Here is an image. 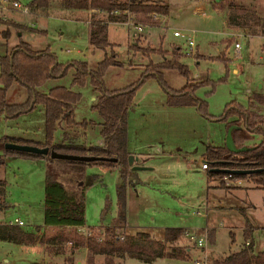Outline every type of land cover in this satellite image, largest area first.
Here are the masks:
<instances>
[{"label":"rangeland","instance_id":"374dc122","mask_svg":"<svg viewBox=\"0 0 264 264\" xmlns=\"http://www.w3.org/2000/svg\"><path fill=\"white\" fill-rule=\"evenodd\" d=\"M11 1L2 3L0 0V16L2 20L11 19L23 25L18 30L11 27L7 38L0 36V54L10 50L22 38L36 49L48 45L58 61L84 59L92 68L104 52L110 53L111 48L121 64L108 66L102 80L104 87L113 88L135 80L148 58H161L158 52L147 50L146 46L169 49L176 44L181 52L180 61L187 65L191 76L208 77L213 81L212 85L203 84L194 89V94L206 101V116L199 115L194 106L167 104L165 92L154 77L145 78L135 88L132 98L134 110H127L126 148L139 152L141 165L148 168L137 171L134 186L127 184L124 221L117 228L124 229L122 234L145 230L151 237L161 238L164 227H181L196 236L205 237V243L202 247L194 245L183 230L178 244L185 250V257L164 256L151 261L126 257L121 264H191L194 258L209 259L210 256L223 255L242 245L245 219L255 226L251 232L253 248L264 249V189L252 187L251 180L247 178H240L237 182L238 178L229 176L221 179L214 177V180L207 181L206 170L199 166V156L206 143L225 144L224 121L216 118L224 104L235 101L248 106L252 91L264 92V33L260 26L252 33L246 27L229 23L226 17L229 8L234 6L230 2L237 4L248 0H165L167 12L160 15L156 23L140 21L145 26L134 37L123 24L109 22L106 38L111 45L105 50L93 48L88 43L86 22L92 12L95 17L104 16V12L64 7L59 0H50L46 10L38 8L31 12L29 7L25 12L13 7ZM18 1L28 5L31 0ZM254 2L264 16V0ZM4 22L0 23V29L6 26ZM173 29L192 34L194 49L191 53L187 52L184 37L172 35ZM236 32L243 35L238 37ZM136 37V46L132 48L130 43ZM236 40L239 47L235 54L232 46ZM215 55L224 56L226 60L212 58ZM72 71L73 68L69 67L63 75L57 76V84L68 86ZM52 78L43 83L44 89L53 83ZM165 80L173 87L182 83V78L173 71L166 72ZM71 87L80 95L73 106L69 135L79 133L80 139L88 136L94 141L96 121L101 118L96 110L90 108L91 97L95 93L88 75L82 84ZM26 96V87L14 83L8 89L7 100L18 102ZM262 111L264 113V107ZM82 119H85L83 123ZM89 119H92L91 123H88ZM44 121L45 111L41 103L15 117L0 114V136L43 140ZM61 125L62 119L59 118L53 135L55 140L61 138L65 129ZM260 138V135L253 134L247 143H257ZM156 146L162 152L156 151ZM258 148L264 149V137ZM0 175L6 179L7 198L11 203L0 209V221L13 220L18 216L23 220L25 230L33 231L37 226L45 229V170L42 158L7 157ZM117 181L115 166L89 164L85 167L82 177L84 223L80 231L92 227L98 233L97 228L117 222ZM215 181L216 186H212ZM209 230H212L211 241L207 237ZM52 231L47 229L48 233ZM68 245L66 243L67 249ZM80 252L76 250L72 256L74 261L80 257L82 263L84 256H80ZM3 257L9 258V261L5 262ZM44 257L48 261L49 256ZM41 259L43 253L27 251L0 240V264Z\"/></svg>","mask_w":264,"mask_h":264},{"label":"trees","instance_id":"16d2710c","mask_svg":"<svg viewBox=\"0 0 264 264\" xmlns=\"http://www.w3.org/2000/svg\"><path fill=\"white\" fill-rule=\"evenodd\" d=\"M64 7L72 8H99L108 11L112 8L128 7L134 14V19L145 23H156L157 20L150 15L151 11L165 14L168 4L165 0H59ZM50 0H31L28 5L31 11L38 8L46 10ZM227 13V21L234 25L248 28L252 33L258 31L264 33V16L260 14L254 0L241 3H233ZM96 14V13H95ZM97 15V14H96ZM120 14L106 13L104 16H96L92 12L87 22V41L93 48L105 50L111 45L106 38L108 20L120 19ZM5 21L6 26L0 29V36L7 38L11 27L18 30L23 24L11 19ZM257 29V30H256ZM137 37L130 43L135 47ZM147 50L158 52L159 60L147 59L139 76L120 87L106 88L103 85V74L108 66L120 65L121 61L115 58L110 48V53H103L90 68L84 59L72 58L64 62L58 61L54 52L47 45L36 49L27 40L19 38L18 41L0 54V114L15 117L23 112L31 110L36 103L44 106V139L34 140L17 136H0V143L18 142L29 143L49 148L63 153L78 155H94L100 158L81 161L65 158H51L46 155L5 149L0 151V170L5 164L7 155L16 154L24 157H43L46 161L44 176L43 199V225L45 231L40 233L39 226L33 231L25 230L18 224L0 222V240L14 243L34 244L36 242L45 245L50 253H61L69 245V253L76 249L84 250L83 262L76 263L73 259L60 263L36 260L28 263L17 264H121L126 257H133L142 261H151L159 257L182 258L185 250L178 244L183 234L181 227H164L161 238H153L142 230L134 233H123L119 238L115 227L124 221L125 190L129 183L128 177L132 171L129 169L126 148V113L132 105L135 88L147 77H154L158 84L166 91L165 102L169 105H194L201 115H207L206 101L194 94V89L203 84L212 85L213 81L208 77L197 78L191 76L187 65L180 61L181 52L179 46L173 44L169 49H161L159 46ZM225 61L221 55H215ZM72 67L68 86L53 85L48 91L41 92L38 86L45 83L51 77L63 75ZM173 71L182 78V83L177 87L168 85L165 80L166 72ZM88 75L92 89L97 91L91 108L96 110L101 118L99 134L102 144H85L75 142L53 141L55 122L61 118L66 126L72 123L74 103L79 99V92L71 89V85L82 84ZM17 83L25 86L27 96L18 102L7 100L8 89ZM248 106H242L235 101L226 102L222 111L216 116L224 121L226 130H229L231 143L234 147H244L240 150H230L225 145H207L203 150V158L210 167L227 168H264V149H259L264 137V92L253 91L250 94ZM66 133H63L65 135ZM258 134L261 136L257 143H247L248 138ZM115 157V160L109 159ZM89 164L115 166L118 171L116 184V199L118 206V218L115 224L107 225L98 233L94 228L86 227L80 231L84 223V186L82 177L84 169ZM207 177H218L229 174L232 178L250 179L255 187L264 189V169L249 174L226 173L222 171H207ZM6 197V179L0 175V209L4 207L3 200ZM242 211V208L240 207ZM47 229H53L47 232ZM83 229V228H82ZM253 226L244 220L242 228V245L223 255L210 256L209 264H251L264 263V249L254 251L251 232ZM230 232V231H229ZM231 233V232H230ZM209 241L212 240V230L207 233ZM185 257V256H184Z\"/></svg>","mask_w":264,"mask_h":264},{"label":"crops","instance_id":"0c3cea01","mask_svg":"<svg viewBox=\"0 0 264 264\" xmlns=\"http://www.w3.org/2000/svg\"><path fill=\"white\" fill-rule=\"evenodd\" d=\"M32 12V11H31ZM7 17V16H6ZM72 74V73H71ZM71 78V77H70ZM49 79H51V78H49ZM53 80H51V82H53V83H51V85L53 84H55V85H58L57 84V82L58 81H56V77H53L52 78ZM43 85L44 84H42V85H40V86H38L37 87V89L39 90V91H41V92H46V91H48V89L51 87V85H49L46 89H44L45 87H43ZM52 85V86H53ZM159 85V84H158ZM65 86V85H64ZM160 86V85H159ZM161 87V86H160ZM113 88H115V87H113ZM162 88V90L165 92V97H166V91H165V89L163 88V87H161ZM71 89H72V87H71ZM74 90V89H73ZM75 91H77V90H75ZM94 91V95H93V97H91V99H93V101L90 103V108H91V105L94 103V100H95V96L98 94V92L97 91H95V90H93ZM255 91V90H254ZM253 92V91H252ZM43 105V104H42ZM132 105H133V103H132ZM131 105V107H129L128 108V110L129 109H131V110H134V107ZM171 106V105H170ZM172 106H176V105H172ZM180 106H194V105H180ZM44 107V106H43ZM195 107V106H194ZM196 108V107H195ZM92 109V108H91ZM199 115H201V114H199ZM72 116H73V112H72ZM91 120L92 119H89V122L88 123H91ZM72 121H73V118H72ZM83 121H85V119H82L81 120V122L83 123ZM100 122H101V119L100 120H97L96 121V130H97V132H96V137H95V139H94V141H91L90 140V138L88 137V136H84L82 139H80L78 136L80 135L79 133H76V134H72V135H69V131L71 130V128H72V123L69 125V126H66L65 125V123H64V121L62 120V127H64L65 129L62 131V133H61V138H59V139H57V140H55L54 139V136H53V138H52V140L53 141H64V142H67V141H70V142H75V143H85V144H97V145H101L102 144V138H101V136H100V134H99V129H100ZM126 123H127V113H126ZM56 124H57V120H56V122H55V128H54V130L56 129ZM59 125V124H58ZM126 129H127V126H126ZM63 133H66L65 135H63ZM53 135H54V132H53ZM18 137V136H17ZM21 137H23V136H21ZM23 138H25V137H23ZM26 138H28V139H34V140H41V139H36V138H34V137H26ZM126 144H127V141H126ZM207 145H219V144H211V143H206L205 144V146H207ZM224 145V144H223ZM205 146H204V148H205ZM126 147H127V145H126ZM1 148V147H0ZM204 148H203V150H204ZM3 149V148H2ZM1 149V151H4V149L2 150ZM155 149H156V151H158V152H162V150H161V148L160 147H158V146H156L155 147ZM127 150L129 151V153H131V154H133L134 156H136V160H135V163H137V164H141L140 163V160H139V152H135V151H133V150H130V149H128L127 148ZM203 150L201 151V153H200V158H203ZM11 156H17L16 154H12V155H7L6 156V158L7 157H11ZM19 156V155H18ZM39 158H42V160L44 161V170H45V165H46V161H45V159L43 158V157H39ZM34 159H37V158H34ZM199 166H200V163H199ZM146 168H148V167H146ZM146 168H141V169H146ZM201 168V167H200ZM201 169H203V168H201ZM138 170H140V169H136V170H131L132 171V174H131V176H130V180H129V183L128 184H130V185H132V186H134V184L137 182V171ZM204 170H206V173H207V171L209 170V167L207 166ZM214 180V177H207V174H206V180L207 181H210V180ZM245 178H243V180H244ZM251 182V181H250ZM6 197H5V199L3 200V204H4V207L3 208H6L7 206H9L11 203L8 201V198H7V194H8V185L6 184ZM212 186H216V181H215V183H214V185H212ZM251 186L252 187H255L254 185H253V183L251 182ZM237 187H240V186H237ZM255 188H259V187H255ZM235 189V188H234ZM248 204H250V202H248ZM237 206V205H236ZM241 207V206H240ZM2 208V209H3ZM242 208V207H241ZM19 218L18 216H15L14 218ZM13 218V219H14ZM21 219V218H20ZM11 220V219H10ZM10 220H8V221H10ZM22 220V219H21ZM23 221V220H22ZM0 222H3V221H0ZM4 222H6V221H4ZM24 224V223H23ZM22 224V225H23ZM22 225H20V226H22ZM252 225V224H251ZM253 227H255L254 225H252ZM117 228V227H116ZM243 228V227H242ZM82 229V228H81ZM98 229V231L99 232H101L102 231V228H97ZM207 229H211V228H208L207 227ZM44 230L45 229H41V228H39V232L40 233H42V232H44ZM122 230H124V229H122ZM142 231H145V230H142ZM147 232V231H146ZM4 241V240H3ZM7 242H10V243H12L13 245H15V247L17 246V247H23V248H25L27 251H31V252H36L37 254H39V253H43V259H41V260H44V261H47V260H45V255L46 256H49L48 258V261H52V262H55V263H60V262H62V261H69V260H71V259H73V253H74V251H76V250H79V251H81L79 254H80V256L82 255V256H84V251H83V249L81 250V249H76V250H74L73 251V253H69V251H66V249H64V251L63 252H61V253H50V252H48V251H46V248H45V245L44 244H42V243H39V242H36V243H34V244H23V243H14V242H11V241H7ZM194 243V242H193ZM195 245V244H194ZM200 247V246H199ZM189 248V247H188ZM188 248H187V250H188ZM254 251H257L258 249H253ZM260 250V249H259ZM3 260L5 261V262H8L9 261V258H7V257H3ZM35 261V260H34ZM30 262H32V261H30ZM76 263H79L80 262V257L79 258H77L76 259V261H75ZM261 264H264V263H261Z\"/></svg>","mask_w":264,"mask_h":264},{"label":"built area","instance_id":"2783aa9c","mask_svg":"<svg viewBox=\"0 0 264 264\" xmlns=\"http://www.w3.org/2000/svg\"><path fill=\"white\" fill-rule=\"evenodd\" d=\"M7 0H1L2 3L6 2ZM128 1V0H126ZM11 5L13 7L19 8L23 11H28L29 6L23 5L21 4L18 0H12L11 1ZM91 11H95V12H104L109 13V14H113V15H118L120 14L122 17L120 19H112V20H108L109 22H114V23H120L123 24L126 29L129 31L131 37H134L137 35V33H139L142 28L145 26L142 22L134 19V14L133 12L128 8V7H124V8H112L109 9L108 11L99 9V8H91ZM150 15L152 18L157 19L159 18L160 15H162L161 13L157 12V11H151ZM238 37L243 33L242 32H236L235 33ZM172 35L173 36H180V37H184L186 44H187V52L191 53L192 50L194 49V40H193V36L192 34L186 33V32H181L177 29H173L172 30ZM233 51L236 54L238 52V47H239V43L238 41H234L233 42ZM1 148H3V144H1L0 146ZM4 149V148H3ZM199 163H200V167L205 169L207 167L206 165V160L204 158H200L199 159ZM229 174L224 175L223 177H228ZM240 178H238V180H236L237 182L240 181ZM8 223L11 224H18V225H22L23 221L20 218H14L13 220L10 221H6ZM115 232L117 233V235L119 236V238H122L123 234H122V230H119L118 228H115ZM184 235L188 238L193 240L194 244L196 246H200L202 247V245L205 243V237H201V236H196L194 233L188 231V230H184ZM69 243V242H68ZM191 264H209V260L206 257H202V258H194L192 260Z\"/></svg>","mask_w":264,"mask_h":264},{"label":"water","instance_id":"95a60500","mask_svg":"<svg viewBox=\"0 0 264 264\" xmlns=\"http://www.w3.org/2000/svg\"><path fill=\"white\" fill-rule=\"evenodd\" d=\"M228 149L230 150H240L244 147H234L231 143V137L229 130H226L225 134V144ZM3 148L5 149H13L18 151H24L29 153H35V154H41L46 155L48 152L50 153L51 158H65V159H71V160H81V161H89L98 159L100 157L94 156V155H78V154H71V153H63V152H57L48 146H38L35 144H29V143H18V142H5L3 143ZM109 159L115 160V157H110ZM136 156L129 153L127 156V162L129 164L130 170H136L141 168H146V166L135 163ZM211 171H222L226 173H239V174H249L251 172L260 171L264 168L256 167V168H227V167H210ZM128 180H130V177H128Z\"/></svg>","mask_w":264,"mask_h":264}]
</instances>
